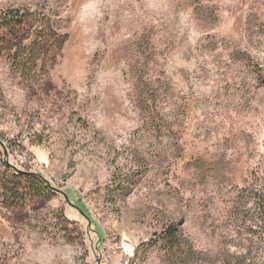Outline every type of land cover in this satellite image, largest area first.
Masks as SVG:
<instances>
[{
	"label": "rangeland",
	"instance_id": "374dc122",
	"mask_svg": "<svg viewBox=\"0 0 264 264\" xmlns=\"http://www.w3.org/2000/svg\"><path fill=\"white\" fill-rule=\"evenodd\" d=\"M8 9L32 15L0 30V203L17 172L54 197L0 207V264H121L123 239L133 264L264 262V0Z\"/></svg>",
	"mask_w": 264,
	"mask_h": 264
},
{
	"label": "trees",
	"instance_id": "16d2710c",
	"mask_svg": "<svg viewBox=\"0 0 264 264\" xmlns=\"http://www.w3.org/2000/svg\"><path fill=\"white\" fill-rule=\"evenodd\" d=\"M31 13L23 11V10H6L0 12V30H7L8 33H13L14 35H19L24 24L28 22L31 17ZM47 27H49L47 25ZM52 31V30H50ZM53 36L55 33H51ZM45 35L41 34L38 39H42L41 41L46 42L43 39ZM56 36V35H55ZM58 41H61V38H58ZM64 41V40H63ZM63 43V42H61ZM41 42L35 40L29 46L23 45L21 41H19L16 51V57H12L11 59L14 61H18V65L25 67V62L32 66L33 68L36 66V63L42 55L44 54L43 47L41 46ZM21 59V60H20ZM248 67L252 70V72L258 76H260V68L253 64L249 59L246 61ZM260 80V77H258ZM264 83V82H263ZM18 174L12 178L13 182L10 184L11 188L4 187L5 184L1 187L3 190L2 202L0 203V207L6 211H14L20 210L25 207L27 203H30L36 199H43L50 201L54 197L53 189L50 188L46 182H43L42 178L32 176L27 173L17 172ZM166 230L164 233H170V239L175 240L176 233L174 230Z\"/></svg>",
	"mask_w": 264,
	"mask_h": 264
},
{
	"label": "built area",
	"instance_id": "2783aa9c",
	"mask_svg": "<svg viewBox=\"0 0 264 264\" xmlns=\"http://www.w3.org/2000/svg\"><path fill=\"white\" fill-rule=\"evenodd\" d=\"M118 250L121 256V264H133L135 250L133 244L129 240H121Z\"/></svg>",
	"mask_w": 264,
	"mask_h": 264
},
{
	"label": "crops",
	"instance_id": "0c3cea01",
	"mask_svg": "<svg viewBox=\"0 0 264 264\" xmlns=\"http://www.w3.org/2000/svg\"><path fill=\"white\" fill-rule=\"evenodd\" d=\"M261 264H264V262H262Z\"/></svg>",
	"mask_w": 264,
	"mask_h": 264
}]
</instances>
